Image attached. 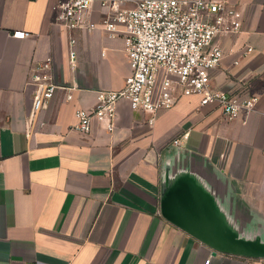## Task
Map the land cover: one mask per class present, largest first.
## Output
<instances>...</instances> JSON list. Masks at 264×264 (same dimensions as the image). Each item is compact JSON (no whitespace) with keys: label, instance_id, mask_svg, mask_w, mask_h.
I'll return each mask as SVG.
<instances>
[{"label":"crops","instance_id":"crops-1","mask_svg":"<svg viewBox=\"0 0 264 264\" xmlns=\"http://www.w3.org/2000/svg\"><path fill=\"white\" fill-rule=\"evenodd\" d=\"M103 1L87 22L101 23ZM226 1L242 12V29L214 39L224 57L211 85L256 96L252 113L231 120L194 95L146 115L122 100L113 132L94 119L82 133L76 112L131 73L124 39L101 28L69 33L56 0H0V264H264L215 249L162 211L186 182L224 236L264 250V0ZM20 31L28 35L13 36ZM48 58L62 88L32 124L29 81Z\"/></svg>","mask_w":264,"mask_h":264},{"label":"built area","instance_id":"built-area-1","mask_svg":"<svg viewBox=\"0 0 264 264\" xmlns=\"http://www.w3.org/2000/svg\"><path fill=\"white\" fill-rule=\"evenodd\" d=\"M94 1L56 0V21L69 33L101 28L110 37H122L131 73L121 90H100L93 108L76 112V130L88 133L97 119L113 132L117 105L122 100L146 115L172 109L179 98L194 95L201 97V105H218L231 120L255 110L259 100L256 96L240 100L211 85L210 73L224 57L222 48L213 44L214 39L242 29L243 14L234 5L226 0H134L132 7H127L126 0H105L102 6L106 15L98 25L86 21ZM27 35L20 31L13 36ZM75 44L72 38L71 61L76 59ZM252 51L248 47L245 54ZM29 84L34 87L30 113L33 124L62 88L56 83L52 58L32 70ZM180 141H174V145L179 146Z\"/></svg>","mask_w":264,"mask_h":264},{"label":"water","instance_id":"water-1","mask_svg":"<svg viewBox=\"0 0 264 264\" xmlns=\"http://www.w3.org/2000/svg\"><path fill=\"white\" fill-rule=\"evenodd\" d=\"M162 211L169 220L195 234L217 250L264 257V250L250 246L243 247L224 236L217 228V220L213 212L201 202L186 182L166 197Z\"/></svg>","mask_w":264,"mask_h":264}]
</instances>
